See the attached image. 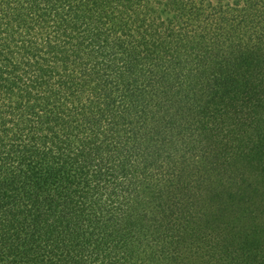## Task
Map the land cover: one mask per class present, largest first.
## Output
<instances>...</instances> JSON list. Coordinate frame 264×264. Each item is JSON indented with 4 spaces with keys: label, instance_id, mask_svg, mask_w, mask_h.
I'll return each mask as SVG.
<instances>
[{
    "label": "trees",
    "instance_id": "trees-1",
    "mask_svg": "<svg viewBox=\"0 0 264 264\" xmlns=\"http://www.w3.org/2000/svg\"><path fill=\"white\" fill-rule=\"evenodd\" d=\"M0 264H264V0H0Z\"/></svg>",
    "mask_w": 264,
    "mask_h": 264
}]
</instances>
